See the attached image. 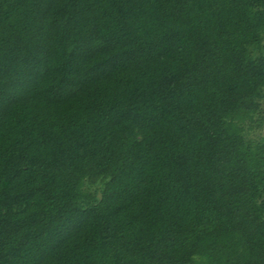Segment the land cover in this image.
<instances>
[{
    "label": "trees",
    "instance_id": "obj_1",
    "mask_svg": "<svg viewBox=\"0 0 264 264\" xmlns=\"http://www.w3.org/2000/svg\"><path fill=\"white\" fill-rule=\"evenodd\" d=\"M262 116L264 0H0V264H264Z\"/></svg>",
    "mask_w": 264,
    "mask_h": 264
},
{
    "label": "rangeland",
    "instance_id": "obj_2",
    "mask_svg": "<svg viewBox=\"0 0 264 264\" xmlns=\"http://www.w3.org/2000/svg\"><path fill=\"white\" fill-rule=\"evenodd\" d=\"M262 117H264V116H262ZM256 118L259 119V120H261V115L260 114L259 115L257 114L256 115ZM249 132L252 134V136L264 135V121H262L260 123V125H257L255 127V129H251ZM94 188H95V186L93 187V189Z\"/></svg>",
    "mask_w": 264,
    "mask_h": 264
}]
</instances>
